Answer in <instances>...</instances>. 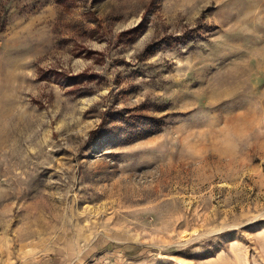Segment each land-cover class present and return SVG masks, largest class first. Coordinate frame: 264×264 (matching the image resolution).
<instances>
[{"label":"rangeland","instance_id":"obj_1","mask_svg":"<svg viewBox=\"0 0 264 264\" xmlns=\"http://www.w3.org/2000/svg\"><path fill=\"white\" fill-rule=\"evenodd\" d=\"M0 264H264V0H0Z\"/></svg>","mask_w":264,"mask_h":264},{"label":"trees","instance_id":"obj_2","mask_svg":"<svg viewBox=\"0 0 264 264\" xmlns=\"http://www.w3.org/2000/svg\"><path fill=\"white\" fill-rule=\"evenodd\" d=\"M137 113V112H136ZM133 112H118L114 118L119 121L115 127L105 126L95 132V145L108 147L112 144L125 145L141 138L155 134L164 124V118L136 114ZM94 139V137H93Z\"/></svg>","mask_w":264,"mask_h":264}]
</instances>
